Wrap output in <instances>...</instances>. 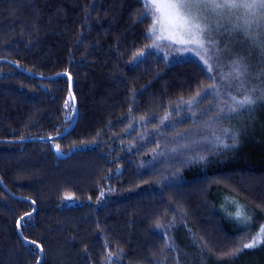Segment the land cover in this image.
Wrapping results in <instances>:
<instances>
[{"label": "trees", "instance_id": "trees-1", "mask_svg": "<svg viewBox=\"0 0 264 264\" xmlns=\"http://www.w3.org/2000/svg\"><path fill=\"white\" fill-rule=\"evenodd\" d=\"M144 12L0 0V59L19 67L0 62V179L15 194L0 185V264H35L37 245L40 264H264V245L239 251L264 227V101L231 111L264 93V53L226 32L209 73L178 45L152 47ZM63 73L79 116L50 140L75 116ZM222 197L250 209V227ZM34 204L27 241L17 222Z\"/></svg>", "mask_w": 264, "mask_h": 264}, {"label": "snow or ice", "instance_id": "snow-or-ice-1", "mask_svg": "<svg viewBox=\"0 0 264 264\" xmlns=\"http://www.w3.org/2000/svg\"><path fill=\"white\" fill-rule=\"evenodd\" d=\"M140 2L145 8L141 22L144 19L152 21L147 32L148 38L154 40L152 47H159L158 42L161 41L178 45L180 46L178 52L196 55L209 73L212 71L209 59L219 56V42L213 39V34H220L221 30L229 33L230 36L239 34L247 40H252L264 53V39H261V36H264V0H140ZM247 71L248 65L243 62V58L233 61V78L238 79ZM199 98L200 93L197 92L196 96L186 102L191 104ZM232 100L235 106L231 111L235 112L237 107L250 108L257 102L264 101V93L255 99L251 94H244L242 98L232 97ZM231 139L234 146L235 134H232ZM232 146L222 144L225 149ZM56 150L60 151L59 146ZM200 159L204 160L206 157ZM66 199L72 197L68 196ZM236 219L245 228L250 227L251 216L246 208L237 210ZM261 245H264V227H261L249 242L241 245L239 251ZM37 248L40 246L37 245ZM40 250L42 251V248Z\"/></svg>", "mask_w": 264, "mask_h": 264}, {"label": "water", "instance_id": "water-1", "mask_svg": "<svg viewBox=\"0 0 264 264\" xmlns=\"http://www.w3.org/2000/svg\"><path fill=\"white\" fill-rule=\"evenodd\" d=\"M3 61H5V62H9V63L12 64L13 66L19 68L16 64H14L13 62H11V61H9V60H6V59H0V62H3ZM63 74L66 75V76H68L69 81H70V91H71V96H72L73 103H74L75 116H74L73 122L71 123V125H70L65 131H63L62 133H60V134H58V135H54V136H51V137L47 138V139H50V140H52V139H56V138H58V137H62V136H64V135L68 134L70 131H72L73 128L75 127L77 121H78V116H79V113H78V103H77V101H76V98H75L74 93H73V90H72V80H71V77H70V75H69L68 73H63ZM35 76L38 77V78H43V79H50V78L53 77V76H39V75H35ZM40 140H42V139H40ZM6 141H7V142H15V141H9V140H6ZM21 141H24V140H19V141H17V142H21ZM0 185H1V186H2L7 192L11 193V192L8 190V188L5 186V184L2 182L1 179H0ZM11 194H12V195H15V194H13V193H11ZM36 209H37V206H36V204H34V208H33V210H32L31 212H28V213L24 214L21 218L24 219L25 217H27V216L33 214V213L36 211ZM21 218H20V219L18 220V222H17V227H18L19 234H20V236H21L23 239L29 241L28 239L25 238V236L23 235V233H22V231H21V221L23 220V219H21ZM40 249H41V246H40ZM42 257H43V250H42V251L40 250V257H39V259L35 262V264H40V262H41V260H42Z\"/></svg>", "mask_w": 264, "mask_h": 264}, {"label": "rangeland", "instance_id": "rangeland-1", "mask_svg": "<svg viewBox=\"0 0 264 264\" xmlns=\"http://www.w3.org/2000/svg\"><path fill=\"white\" fill-rule=\"evenodd\" d=\"M225 33L226 32L221 30L220 34H215V33L213 34V39H215L219 42L218 50L221 49V47L226 46V43L224 42V38H223V35ZM237 201L238 200H235V198H233V197H229V198L228 197H222L221 211L223 212V209H222V207H223L225 210H227L229 212L228 216L223 212L227 217L230 216L229 218H233L236 221L235 223L238 224L237 226H243L241 224V222L236 219V212L238 209H244L246 207H244L242 204H240ZM246 210L249 214L252 213L249 208H246Z\"/></svg>", "mask_w": 264, "mask_h": 264}]
</instances>
